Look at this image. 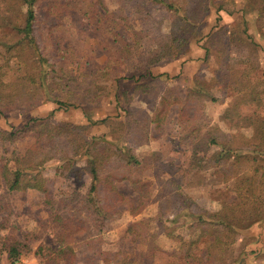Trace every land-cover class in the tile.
Listing matches in <instances>:
<instances>
[{
    "label": "trees",
    "instance_id": "1",
    "mask_svg": "<svg viewBox=\"0 0 264 264\" xmlns=\"http://www.w3.org/2000/svg\"><path fill=\"white\" fill-rule=\"evenodd\" d=\"M144 1L165 9L171 21L168 36L155 39V49L142 57V64L137 66L140 73L138 77H132L135 81L149 78V83L136 87V91L149 97L153 95L152 89H155L149 88L150 84L155 86L163 78H168L165 74L153 76L149 67L163 59H173L183 54L191 41H203L200 48L205 51L203 60L206 63L211 52L220 50L223 38L228 36L227 29L218 25L204 35L210 9L216 6L217 20L220 11L228 15L233 11L223 8L226 0H219L217 4L213 0H184L182 5L169 0ZM134 5L135 12H143L139 0H135ZM240 6L236 12H241L243 16L249 13L254 15L259 25L258 31L264 37V0H244ZM77 8V4L65 0H0V118L6 117L16 107L33 108L46 101H52L63 110L81 108L82 104L88 103L96 105L104 94L100 83L110 76L111 68L122 65L136 54L140 33L132 31L127 25L128 18L122 12L123 6L112 12L101 7L95 22L101 24L102 32L110 35L119 48L108 58L103 70L94 76V81L80 92L77 88L80 84L78 77L71 75L72 65L77 59L66 43L68 29L64 26L65 15ZM116 18L121 19L123 24L120 25ZM120 29L132 32L135 41L129 42ZM235 40H231L233 45ZM237 40L240 42V38L237 37ZM215 56L221 59L222 53L216 51ZM235 59L238 64H246V70L236 72V77L231 81L233 106L225 109L219 118L230 124L236 121L250 126L253 131L250 138L229 136L217 125H210L209 122L203 124L197 120L205 111L207 102L218 101L210 86L198 76L193 78L190 85H185V90L169 88L165 91L150 115L146 112L139 116L131 113L133 116L124 121L109 118L93 121L81 108L86 126L63 123L59 127L47 117L32 119L15 131L0 129V142L3 143L12 144L28 136L34 139L23 156L15 157L14 166L4 165L1 173L8 191L22 194L33 190L44 197L51 222L59 231L57 238L60 245L48 250L52 264L79 262L70 242L75 236L89 232L86 230L90 227L85 224L86 219L83 222L81 215L72 209L75 199L80 200L81 210L85 218L90 219L92 227L98 230L96 232H101L124 213L135 217L143 212L152 200L153 183L135 177V170L139 168L141 172L153 166L156 168L161 160L158 152H151L139 159L134 149L145 137L158 135L174 112L178 144L185 145L189 152L187 168L182 176L183 180H190L187 186L196 185L214 167L222 173L225 183L231 172L226 173L225 167H234L242 162L251 164V173L240 176L235 183L237 201L224 203L214 211L202 209L179 190L180 185H175L171 179H161L159 183H163V186L159 187L155 197L159 201L157 216L133 222L124 232L133 247L131 257L121 250H102L99 245L95 246L92 239L86 241L85 257L92 264H156V254L160 249L155 241L160 230L155 233L150 231L149 222L152 221L158 228L165 225L161 232L169 241L179 244L176 250L166 251L172 260L159 264L237 263L232 246L240 230L260 220L264 214V192L261 190L264 171L260 165L264 161V117L243 115L238 112V107L241 100L247 98L249 104L264 109V81L250 80L249 72L256 70L250 55ZM173 78L177 79L178 76ZM85 96L92 99L85 101ZM106 123L112 126L108 133L87 139L83 137V131ZM60 136L67 137L65 147H69L68 150L59 148ZM212 146L218 147V154L209 155ZM54 160L58 162L59 174H71L78 186H83L82 181L88 177V185L82 196L79 191L66 196L52 193L51 181L44 177L41 169ZM10 174L14 176L13 181ZM122 181L131 184L133 197L119 190L118 183ZM170 186L173 188L167 190ZM169 204L173 205L171 219L164 218ZM179 218L184 220L187 227V240L183 235L176 234V225L172 227ZM42 249L45 247L40 246L36 252L42 254ZM27 251V247L15 239L3 238L0 241L4 264H17L19 257Z\"/></svg>",
    "mask_w": 264,
    "mask_h": 264
},
{
    "label": "rangeland",
    "instance_id": "2",
    "mask_svg": "<svg viewBox=\"0 0 264 264\" xmlns=\"http://www.w3.org/2000/svg\"><path fill=\"white\" fill-rule=\"evenodd\" d=\"M75 3L78 10L71 11L65 15L64 26L68 29L66 43L73 49L76 63L72 65V74L78 77V90L83 89L91 84L94 76L99 73L106 65L108 58L119 48V45L113 41L107 33H103L100 23L95 22V18L101 7H105L107 12L118 10L123 6V14L128 18L127 25L132 31L140 33L138 41L139 46L136 54L128 58L122 65L114 66L110 70V76L100 84L104 88V94L96 105L82 104L81 108L88 114L93 121L109 118L113 121H124L131 115L139 116L146 112L150 115L158 99L169 88H178L185 90V85H190L195 76L205 81L218 98L216 102H207L206 109L197 120L203 124L217 125V127L229 136L242 135L247 138L252 136V128L246 124H238L229 121L220 120L222 112L233 106L234 97L232 96L231 81L236 77L238 70H246V64H238L235 58L251 56L253 58L256 70L249 72V78L252 82L264 81V37L258 30V21L251 13L243 16L241 12H236L244 0H226L223 8L233 11L227 15L226 12L220 11L217 14L215 7L210 9V13L203 29L204 35L218 25L223 26L228 31V36L223 38L220 50H213L209 55L208 61L204 62L205 51L200 48L203 41L194 43L191 41L187 50L173 59H163L149 67L153 76L167 75L161 82L155 86L150 84L152 96L140 93L136 87L140 84L149 83V78H142L135 81L132 77H138L137 66L142 64V57L152 49H155V39H164L168 36L171 27V21L165 9L154 7L149 1L139 0V5L143 12H135V0H65ZM176 4L182 5L184 0H169ZM214 4L219 0H213ZM234 1H237L235 4ZM120 25L123 21L116 18ZM245 31L244 34L241 31ZM121 33L129 39L131 43L135 41L132 32L120 29ZM126 32V33H125ZM232 37V38H231ZM240 38V42L237 40ZM235 40L236 47L231 40ZM199 41V40H198ZM239 44V48H237ZM226 47V49H224ZM216 51L222 53L221 59L216 58ZM226 57V58H225ZM244 62V61H243ZM178 76L177 79L173 77ZM83 82V83H82ZM185 82V83H184ZM85 96V101L91 100ZM238 112L243 115H258L264 117V109L249 104L247 98L241 100ZM81 103V102H80ZM79 104V103H76ZM81 108H69L68 110L59 109L52 101H46L40 105L28 107H16L6 114V117L0 118L1 130H18L23 128L30 120L36 118L50 117V122L56 126L63 123H69L75 126H86L85 119ZM174 112V111H173ZM132 113V114H131ZM176 114V112H174ZM172 113L167 123L160 129L159 134L155 137H145L139 146L135 147V153L139 159L150 154L158 152L160 155L159 165L154 168L150 167L147 171L135 170V177L139 179L152 181V200L148 203L143 212L135 217L128 213L112 221L104 227L101 232H96L92 227L91 221L85 218L86 215L81 210V202L78 199L72 202V209L81 215V220L90 229L87 233L75 236L70 244L79 257L77 264H92L85 257L87 252L86 241L94 240L95 246L98 245L102 250L125 251L127 257H131L133 247L124 232L133 222L155 218L159 211V201L155 199L157 190L163 186L159 183L162 180H172L175 185H180L179 190L187 194L193 202L202 209L214 211L219 209L224 203L236 202L237 194L235 192V183L240 176L251 173V164L247 162L239 163L237 166L225 167L230 172L227 182H223V175L216 167L210 169L202 179L196 182L194 186H187L189 179L183 180V172L187 168L189 152L185 145L178 144V133L175 130V114ZM52 115V116H51ZM132 115V116H133ZM131 119V118H130ZM196 120V121H197ZM110 124H97L82 132L85 139L91 136L108 133L111 130ZM65 136H60L58 142L61 143L59 148L68 150ZM34 139L31 136L22 140H16L12 144L0 142V241L3 238L15 239L27 247V252L19 257L20 262L25 260L31 261L30 264H52L49 260L51 254L48 250L58 247L57 234L58 229L51 222L48 207L44 204V197L33 190L25 193L10 192L6 189L2 177V167L14 166L15 157L23 156L25 151L33 144ZM218 147L212 146L209 155L218 154ZM57 160L51 161L41 169L44 177L50 179V189L55 196L70 195L74 191H79L82 196L88 185V177L82 181L83 186H78L77 182L72 180L69 173L65 176L59 174L57 169ZM264 171V161L260 162ZM222 167V166H221ZM262 172V170H260ZM13 174L10 178L13 181ZM198 184V185H197ZM121 192L129 197L134 196L131 184L126 181L118 183ZM173 187H168L171 190ZM261 190L264 192V178L262 180ZM166 191V189H164ZM173 205L167 206L164 218L171 219L170 211ZM150 231L155 233L160 230L155 243L160 251L156 254L155 263L170 262L172 259L166 254V251H174L179 247L172 241H169L161 232L164 231L165 225L160 228L154 222H149ZM168 225V224H167ZM176 234H181L187 240L185 234L187 227L184 220L178 219L176 224ZM179 225V226H178ZM240 235L236 238L233 247L234 259L236 264H264V214L260 220L254 221L250 226L240 230ZM101 239L98 243L97 239ZM40 246L42 254L37 253ZM132 252V253H131ZM4 254H0V264L5 263Z\"/></svg>",
    "mask_w": 264,
    "mask_h": 264
},
{
    "label": "built area",
    "instance_id": "3",
    "mask_svg": "<svg viewBox=\"0 0 264 264\" xmlns=\"http://www.w3.org/2000/svg\"><path fill=\"white\" fill-rule=\"evenodd\" d=\"M17 264H25V262H22V261H21V262H18Z\"/></svg>",
    "mask_w": 264,
    "mask_h": 264
},
{
    "label": "crops",
    "instance_id": "4",
    "mask_svg": "<svg viewBox=\"0 0 264 264\" xmlns=\"http://www.w3.org/2000/svg\"><path fill=\"white\" fill-rule=\"evenodd\" d=\"M228 15V14H227ZM28 264H30L31 263V261L29 260V261H27V260H25Z\"/></svg>",
    "mask_w": 264,
    "mask_h": 264
}]
</instances>
